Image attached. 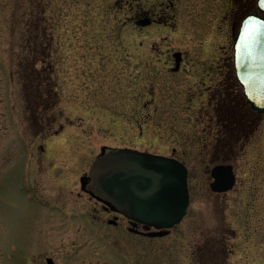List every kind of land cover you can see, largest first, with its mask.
<instances>
[{
    "label": "rangeland",
    "instance_id": "obj_1",
    "mask_svg": "<svg viewBox=\"0 0 264 264\" xmlns=\"http://www.w3.org/2000/svg\"><path fill=\"white\" fill-rule=\"evenodd\" d=\"M248 3L0 0V264H264V114L239 158L241 190L210 188L244 103L233 28ZM148 16L159 23L139 27ZM32 32L47 51L36 72L20 56ZM103 148L187 165L191 206L170 235L110 224L117 213L82 189Z\"/></svg>",
    "mask_w": 264,
    "mask_h": 264
},
{
    "label": "water",
    "instance_id": "obj_2",
    "mask_svg": "<svg viewBox=\"0 0 264 264\" xmlns=\"http://www.w3.org/2000/svg\"><path fill=\"white\" fill-rule=\"evenodd\" d=\"M258 5L264 13V0H259ZM137 23L146 27L151 20L145 18ZM234 48L237 79L249 104L264 113V17L248 16L235 38ZM176 57L179 63L181 53ZM106 150L102 149L88 175L99 199L147 229L155 228L157 231L146 234L150 237L165 236L182 222L190 204L188 168L183 162L130 149ZM212 176L215 180L211 187L219 193L231 190L235 183L230 165L216 166ZM85 179H81L83 187ZM47 262L54 264L52 258Z\"/></svg>",
    "mask_w": 264,
    "mask_h": 264
},
{
    "label": "flooded vegetation",
    "instance_id": "obj_3",
    "mask_svg": "<svg viewBox=\"0 0 264 264\" xmlns=\"http://www.w3.org/2000/svg\"><path fill=\"white\" fill-rule=\"evenodd\" d=\"M172 3H174V2H172ZM247 8L248 9L245 11V14L242 15L243 17L238 21V23L233 28L234 36L238 33L239 27H240L242 21L245 19V17L249 13L260 14V11L258 9L257 0H249ZM145 18H149L151 20L150 26H153V25H156L159 23L158 19L153 18V17H149V16L138 19L136 21V23L140 20L145 19ZM137 25L139 27H143V26L139 25L138 23H137ZM183 59L184 58L181 54L180 62L177 63L178 58L174 54V63H175V67H173L174 71H179L182 69V67L184 65ZM233 70H234V75H233L234 80L238 84L236 72H235V68H234V63H233ZM225 92L227 95H230V92L228 89H226ZM238 97H242V99L244 100V103L239 104L237 106V109L234 112H232L230 115V138H229L230 139L229 140V152H230V159H231L230 164L233 167V172L235 175V184H234V187L232 188L231 192L235 191V193H237L238 191L241 190V186L239 184L240 180H239V172H238V162H239L240 155H242V151L245 149V147L250 144V140L252 138V135L254 134V132L256 130L255 127L257 126L259 119L261 118V116L263 114V113H260L256 110H254L253 107L247 102L245 95H244V89L243 88H242L241 93L239 92ZM82 188L85 192L90 193V195L93 198L97 199L96 194L94 193V187H92V180L90 178L85 179L84 187L82 185ZM245 189L251 195H255V191L248 190V188H245ZM190 195L192 197L191 189H190ZM97 200L102 202L100 199H97ZM103 206H104V209L107 211L114 212L115 214L118 213L115 211L114 207L111 204L103 203ZM118 215H120L122 217H126L123 214H116L115 218L117 219V224L119 222L118 221V219H119ZM128 221H129L130 225H132L130 227V231L134 232L138 236L147 237L146 234L148 233L149 230L146 228V226L144 224L134 222L129 218H128ZM171 231H169V234H167L166 236L170 235ZM209 246L207 247L206 245H204L203 248H200V250L202 251V254H204V255L206 254L205 251L206 250L208 251L210 249Z\"/></svg>",
    "mask_w": 264,
    "mask_h": 264
},
{
    "label": "trees",
    "instance_id": "obj_4",
    "mask_svg": "<svg viewBox=\"0 0 264 264\" xmlns=\"http://www.w3.org/2000/svg\"><path fill=\"white\" fill-rule=\"evenodd\" d=\"M41 34V32H32L31 39H33V43L30 44L32 46L30 47V45H26L23 55H20L24 56L25 60L31 58L30 61L27 60L28 63L26 64L30 68V70H33L34 72L37 71L36 67L37 64L41 61V57H43L47 53L45 47H43V43L38 42L41 38Z\"/></svg>",
    "mask_w": 264,
    "mask_h": 264
}]
</instances>
